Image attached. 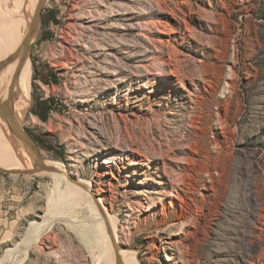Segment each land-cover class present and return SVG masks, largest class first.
<instances>
[{"label":"rangeland","instance_id":"374dc122","mask_svg":"<svg viewBox=\"0 0 264 264\" xmlns=\"http://www.w3.org/2000/svg\"><path fill=\"white\" fill-rule=\"evenodd\" d=\"M23 2L0 0V53ZM39 24L19 124L84 186L4 145L0 264H116L85 186L135 264H264V0H44Z\"/></svg>","mask_w":264,"mask_h":264},{"label":"bare ground","instance_id":"6f19581e","mask_svg":"<svg viewBox=\"0 0 264 264\" xmlns=\"http://www.w3.org/2000/svg\"><path fill=\"white\" fill-rule=\"evenodd\" d=\"M38 1L39 0H25V2H23L19 5L18 8H19V11H22V16L19 17V19L15 22V24H14V22L12 24V26H14V28H15V26L16 27L19 26V27H18V29H15L16 31L10 35V38L8 41V46H9L10 50L8 52L2 51V53H0V66H2L10 58L16 56L20 52L18 55V59L15 62L11 63L0 75V77H1L4 73V76H5V79L3 80V83H2V85L4 86V90L2 89V87L0 85V95L4 99H6L8 96L7 92H8L9 86L13 85V88H14L13 89V96H12V99L9 100V104L13 103L14 111L17 108L19 109L17 112V115H16V111H15V117L17 116L18 123H20V119L22 117H24V115H25L24 105L29 100V95H31L30 94L31 80H32V69L30 67L31 60L28 59L22 65L21 55L23 52L25 39H26V36H27L29 28H30V17L34 16V13H35L37 5H38ZM33 10H34V12H33ZM10 30L11 29L9 28L7 32H10ZM0 39H2V36H0ZM0 42H2V40ZM1 46L4 47V46H6V44H0V47ZM2 61H3V63H2ZM2 90H3V93H2ZM23 103H24V105H23ZM4 123L6 124V122H4ZM6 126L8 128L7 124H6ZM9 139H10V141H9ZM3 140L4 141H2V142L0 141V150H1L3 156L5 155L4 145H7V144L11 145L12 144L11 148H10L11 150H10L8 156L11 155V156H14V158H19L20 160H22V162H23L24 156L27 155V153L32 157L33 150H32V147L30 146V144L28 142H24L22 140H19L14 135H13V137L10 136L9 138L4 137ZM220 154H221V152H220ZM11 159H13V158L11 157ZM29 162H30V160H29ZM44 165H46L47 167L53 168L52 172H47V173H49V174L56 173L58 176H62L63 179L67 183H68V181H70V179L66 176L68 174L65 172V169L63 168L62 165H60V164L55 165V164H53L47 160H44ZM182 167H184V166H182ZM43 173H46V172H43ZM72 183L76 187H83L84 186L80 183H74V182H72ZM78 184H80V185H78ZM79 191H80L81 196L84 199L85 203L90 205V208L94 211L92 213V217H94L92 221L94 222V219H97V221H99L100 225H102L103 228H104V225H106L105 230L107 229V232H109V237H106L105 239L107 241L108 247L112 251L114 263H116V264H135V262L130 257L122 254L119 251H116V249L114 247V241L118 244V241L116 240L117 235L114 234V229L112 227V221H110V216H108V214H107L106 207L104 205V200L102 198L96 199L90 193L91 190H90L89 186H85L84 188H80ZM222 194H223V190L221 189L219 191V198L222 196ZM143 195L147 196L146 193H144ZM217 208H218V206H217ZM254 209L255 210L253 212L254 213L253 215H256L257 207L255 206ZM39 227H40V225H34L33 228H31L29 230L30 238L26 242L31 241V240H32V242H34L37 239V236H35V233ZM113 250L116 251L118 253V255H116L117 253H113L114 252ZM26 259H27V256H25L17 264H24Z\"/></svg>","mask_w":264,"mask_h":264},{"label":"water","instance_id":"95a60500","mask_svg":"<svg viewBox=\"0 0 264 264\" xmlns=\"http://www.w3.org/2000/svg\"><path fill=\"white\" fill-rule=\"evenodd\" d=\"M43 2H44V0L38 1L36 11H35L34 16L32 18V22L30 24V28H29L28 34H27L26 39H25L24 50H23L22 55H21L22 65L30 58V49L33 46L32 45L33 37H34L35 33L37 32V29H38V26L40 23ZM19 53L16 56L10 58L2 66H0V75L11 63L15 62L18 59ZM13 89H14L13 85H10L8 88V92H7L8 96L6 99H4L0 95V117L4 118L6 120L9 128L11 129V131L13 132L14 136H16L17 139L22 140L24 142H28L30 144V146L32 147V150H33L32 155H33V161H34L35 167L39 171L52 172L53 168L47 167L46 165H44V159L40 155L36 140L23 127L20 126V124L18 123V121L15 117V111L13 109V103L9 104V100L12 99V96H13ZM69 179L71 182H74V183L79 182L78 180H75V179L73 180L70 177H69ZM78 185H80V184H78ZM114 247L117 251L120 249V246L115 241H114Z\"/></svg>","mask_w":264,"mask_h":264},{"label":"crops","instance_id":"0c3cea01","mask_svg":"<svg viewBox=\"0 0 264 264\" xmlns=\"http://www.w3.org/2000/svg\"><path fill=\"white\" fill-rule=\"evenodd\" d=\"M14 187L0 176V247L5 243V237L12 233L16 226L18 217H15L13 210L15 209L17 197H7L13 192Z\"/></svg>","mask_w":264,"mask_h":264},{"label":"trees","instance_id":"16d2710c","mask_svg":"<svg viewBox=\"0 0 264 264\" xmlns=\"http://www.w3.org/2000/svg\"><path fill=\"white\" fill-rule=\"evenodd\" d=\"M53 103V100L52 99H48L47 101H45L44 102V106H45V110H46V113H45V115H40V114H38V113H36L35 112V114L37 115V116H39L43 121H46L47 120V114H48V112L50 111V105ZM28 132H30V131H28ZM31 133V132H30Z\"/></svg>","mask_w":264,"mask_h":264}]
</instances>
